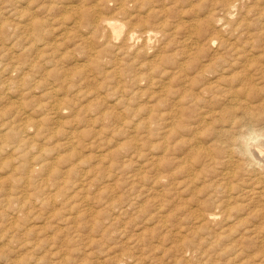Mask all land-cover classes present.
Instances as JSON below:
<instances>
[{
  "label": "bare ground",
  "instance_id": "obj_1",
  "mask_svg": "<svg viewBox=\"0 0 264 264\" xmlns=\"http://www.w3.org/2000/svg\"><path fill=\"white\" fill-rule=\"evenodd\" d=\"M34 1L38 2V3L40 2L39 4L37 3L39 10H43L44 12H47L49 14L51 12L53 15H55L56 12H58L59 10H62V9H65L66 11H68L69 13H67V14L68 15L70 14L71 16L70 17L66 16V17H69L68 18V23L70 22L69 26H71V28H73V29L69 28V31L71 30L70 32L80 30L82 26L88 25L89 33H91L92 35L97 33V35H100V37H102L103 34H105L104 37L106 36V40H104L102 43L106 42L105 43L106 47L109 46L110 44H112L111 42L114 39L121 38L123 45L121 46V48L115 47V49L117 51H120L121 54L123 52V51H121L122 49H124V50L125 49H132V47H134V45H135V42L141 41L142 45H144V46L148 45L150 40L157 37L158 34L161 35L163 38L164 37H167V38L169 37L168 39L172 38V40L175 39L177 34L178 35L183 34V36L181 35L182 38L177 36V37H179V40L176 41L177 42V48H178L177 53L182 58L179 61V63H177L178 61L177 62L174 61L175 63H177V66H176V70H177L176 72L177 73H175L176 76L173 75V77H171V79H172V82H173V80L176 82L175 85H177V87L175 86L176 88L174 90L170 89V93L172 95V97L170 96L172 98V107H171L172 110L170 109V112L172 111L171 113H169L170 107L168 108V112L165 111V113L164 112L161 113L160 112L161 110L158 109L159 107L157 109L155 108V110H158V112L155 115L150 113L151 108L149 110L147 109L148 115H146V118L144 119V117H145L144 116L142 118L143 119L142 122H139V121L136 122L141 127L140 129H143V130L139 131V129L138 130L136 129L137 128L136 126H138V125L134 124L135 122H134L133 116L125 117L126 115L122 114L123 111L118 112L115 110L116 112H114V110H113V112H111V111L106 112V111H104V109L102 110L100 108L101 110H98L99 112L93 113L92 110H90V108H89V110L92 113L90 115L91 119L89 121H91L92 123L107 121L108 123H110V124H108L109 126L112 124H115V123H117V125H119V126L125 125V127L130 128V131L132 129L131 133H133V134L130 136V138H132V140H134L138 135L143 136L145 134L144 132L149 131L148 129L153 130L152 129L153 127L149 128L151 126L150 125L151 123H155V124L159 125V127L157 129L160 130V132L158 134L159 138L161 139V141L163 140L161 144H163L164 142H167V141H165V139H167L165 137L167 135L171 134V132H170L169 134L166 135V131H163L164 128H166L167 126L173 125V128L175 127L174 129L175 130L178 129V131H179L181 129V128L179 129V126L181 127L184 124L187 126V128H185L184 132H183V134H186L189 137L187 140H186V138L184 139V141L186 140L187 144H184L186 142H183L180 139L178 140V137L181 138V136L183 135L181 133H180L181 135L179 134L180 131L179 132L174 131L172 133L173 135L171 134L172 137L174 136V138H175V139L173 138V140H175V141L178 140L177 142H181V143L183 142L184 146L187 147V150L186 149L184 150L183 155H181V154L175 155L174 154L175 156L173 158H171V160L166 159L164 161H161L163 167H161V164H159V160H158L159 157L156 158L155 156H151L150 158H147V160L142 161V163H139L137 165V168H135L136 169V175H135L136 178H135V181L130 183V189H133V191H135V189H138V187L140 189L141 187L144 186V185H142L140 187V185L142 184V180H143V175H144V174L142 175L143 172L158 171L159 166L162 169V168H164L165 165L167 166V168H168V166H170V168H171V166L172 167L174 166V168H171V169L169 168L170 170H168V169L166 170L167 171L166 175L169 174V171L174 172L177 168H179L178 171H175V172H178V174L186 172L185 173V178H186L185 181L186 180H187V182L189 181V184H190L191 181L193 182L194 179H196L195 178L196 173L194 174V172L192 171L193 167H191L194 165L195 161H192V160L197 159L196 160L197 162L203 161L204 165L206 164V166L210 168V170H209L210 173H212L211 169H213V170L217 169L216 171H213L214 174L212 173V178L210 176V179H209V180H211L209 183L210 184L209 189H211L212 194H211V196H209L210 197L209 199L206 200L205 199L206 197H205L204 201L203 200L201 201L209 209L213 206H215V207L212 210H208V211L206 210V211L200 212L195 217V219H196L195 221H197V223L203 225L204 222L208 223L207 221H209V222L215 221L217 219L218 212L222 213V211H221V208H223L222 206L228 205L229 202L232 200H233V204H234V201H237V200H242V201L244 200L248 203H251V201H253V200H259L256 203H260L261 201H264V180H261V177H259V176L258 177H255V176L251 177V175H249V176L245 175V177L248 176L247 178H245L242 175L243 173L246 174L247 172L249 173V172L257 171L259 169H264V161L261 163L259 161H256L253 158V157H255L257 159L260 158L261 161L264 159V140H262L261 142H257V143L252 142V144H251L250 140H252L255 136L248 137V138L241 136V133H243L241 128L244 127L245 125H241L239 123V121L236 119L235 112H233V110H237V109L240 110L241 109V112L244 113L245 115H247V114H251L253 110H258V109L261 110L264 108V90L260 91V86H258L256 88V85L258 84L256 81L259 80V83H261L260 80L264 79V43L262 44L260 42L261 44L258 43L259 45L257 46L256 44L250 45V43L247 42L246 44H240L241 46L240 45L237 46L236 44L234 45V44H230L228 42L227 43L218 42L213 37L214 34H216L218 32L219 28L224 27V25L227 24V22H229L232 10L235 9L238 4L240 6V3H238L239 2L238 0H224L222 2L220 0H217V1H220V3L217 2V4H219V8H216L217 4L215 5L213 2H210L211 0H208L207 2L211 3V5H209V7L207 6L208 10L206 11L205 19L201 20V18H203V17H201L199 20V19H195V17H193V18L190 17L191 20L189 22L187 21L188 29L186 31H183V32L179 31V25L180 24H170V23H175L176 21L171 22L169 20L168 21L169 23H168L167 20H160L162 17L161 12H165V11L161 10L160 7H159L160 10H158L156 8L157 6L155 7V5L152 4V2L154 3L157 0L156 1H153V0H114V2H116V5H115L116 7L114 8V11H116V12H115L114 16H112L111 14H110V16L103 15L102 13H104V12H99V8H97L99 2L100 3H103V2L106 3L108 0H97V2H93L91 4L89 3V5H84L83 2L80 0L79 1L82 3H79V1L77 0L76 4H72V1L68 0L64 5H63V3L65 2V0H44L45 3H41V1H43V0H0V35H1L0 36V218L2 220H5L8 222L7 228L9 231L16 232V233H23L24 235L34 234L36 232V230H35L36 226L33 227L32 225H24V226L20 225V222L23 219V215H25L26 213L32 212L35 209V210H37L38 215L41 217L43 215L45 207L47 206L49 201H53L54 203L58 202V201L59 202L63 201V195L64 194L66 195L67 191L62 192V190L67 189L72 184L71 182L73 181L74 178H72L71 175H74L75 170H76L75 166H74V162H73V164H71V166H67L68 168H66V166H65V168L67 170L64 169V171H63V170L59 169V167H61V166H59L60 162H61L60 160L62 159L61 157H59L60 156L59 153H57L59 150L58 149L59 147H57V145L55 146V149L57 147L58 150L56 149L57 151H56V153H54L55 149L48 147L49 146L48 141L50 138H51L50 140H53L54 137H58V136L63 134V130H61V127H63L62 118L68 116V115L64 116L66 113H69V112L70 113L72 112L73 114L75 113V109L77 107L76 106V100H77L76 97H77V94H80V93H78V90H76V93H74V95L69 96L70 93L68 92L69 93L68 95H66L67 94L66 93L64 96L60 97V94L61 95H63V94L59 92V90H61V89L58 88L59 87L58 83H55V82L58 81L59 78H61L64 75V73H62L61 71L56 69V65L53 62V60H51V62L49 61V63L50 64L52 63L51 66H54L55 69L52 68V70H51V68H50V70H49L48 67L47 68L45 67V65L48 63L47 62L48 59H47V61H44V59H41L43 57V55H41L42 54L41 51L38 52L40 49L42 50V48H39V49L35 48L34 49V48H32V46H29L26 44L28 41L25 43L24 42L18 43V42L10 41L11 39H8L7 35H6V34H8V31L10 30V32H12L14 34H20V36L23 35V37H26V39H24V40L30 39L32 41L33 40L41 41L44 39L43 37L45 35L43 36V33L46 32V27H45V26H47L46 23L47 22L50 23V21H48V20H51L54 17L48 18V17H50V15H49L48 17L45 16L43 18H38L35 15L34 11H32V9L30 10L32 5H30V8L28 7V4L33 3ZM158 1L160 2V0H158ZM178 1H180L181 9L189 8V10H190L189 12L194 13L196 11V10L193 11L194 7L197 6V4L200 7L202 4L201 2L206 1V0H177V2ZM213 1L215 2V0H213ZM23 2H25V3H23ZM114 2H111V3H114ZM163 2H164V0H163ZM257 2H255V3H257ZM60 3H61V6H59ZM109 3H110V1H109ZM23 4L24 5L26 4V5L23 6ZM157 4H159V3H156V5ZM244 4L245 3H243L242 5H244ZM160 5L161 4H159V6ZM165 5H167V3ZM172 6H174V5H172ZM210 6H212V7H210ZM34 7H35V5H34ZM103 7L106 8V6H104V4H103ZM112 7H114V5ZM161 7H163V6H161ZM174 7H176V6H174ZM249 7L250 6H248L247 8H249ZM259 7H257L256 10H259ZM108 8L109 7H107V10H108ZM138 8L139 9L145 8L144 15L137 14L136 11ZM261 8H262V6H261ZM130 9H131V11H130ZM132 9H133V11H132ZM177 9H178V7H177ZM205 9H206V7H205ZM245 9H244V11H245ZM251 9H252V7H251ZM65 10H62V11H65ZM101 11H102V9H101ZM220 11L222 12V14H221L222 16L218 15V12H220ZM234 11H233V13H234ZM261 11L262 12H264V11L260 10V13L262 15ZM238 12L240 14V11H237V13ZM258 12L259 11L255 12V13L258 14ZM5 13L10 17V19H8L6 17L3 18V15H5ZM38 13H40V12H38ZM62 13H65V12H62ZM181 13L179 12L180 15H181ZM252 13H253V11H252ZM186 14H187V12H186ZM40 15H42V14H40ZM53 15H51V16H53ZM119 15H122L123 18L122 17L121 18L116 17ZM173 15H175V14H173ZM173 15L171 16V18L174 17ZM246 15H247V13H246ZM167 16H168V14H167ZM252 16L250 15L249 17H252ZM62 17L63 16H61V18ZM56 18H58V16ZM168 18H170V14H169ZM188 18H189V16H188ZM197 18H198V16H197ZM241 18H242V16H241ZM254 18L256 19L257 17H254ZM254 18L252 19V21H256L258 19L257 18L256 20H254ZM174 19H176V18H174ZM180 19L181 18H179V20ZM232 19L234 21L231 20V22L232 23L234 22L233 25L235 26V19L236 18L235 19L232 18ZM245 21H246V19L243 22L245 23ZM62 22H61V24H62ZM231 22H229V23L232 24ZM236 23H238V22H236ZM244 23H242V24L244 25ZM257 23L258 22H256L254 25L259 28L261 24L258 25ZM248 24H250V23H248ZM251 24H253V23H251ZM230 27H233V26L230 25ZM240 28H241V26H240ZM61 29H62V27H61ZM238 29H239V27H238ZM252 30H253V32H251V34L254 33V29H252ZM240 31H242V29ZM70 32H68V34H67V32L64 29V32L60 33V35H63V36H61V39L66 41L65 39L67 37H69ZM100 32H101V34H99ZM197 32H199L198 35L196 34ZM247 32H246V34H248ZM221 33H223V32L221 31ZM227 33H230V35L232 34V32H227ZM71 34H73V33H71ZM82 34H84V33H82ZM206 34L208 37H206L205 40H201V38H199L200 41L198 39L196 41V39L194 38V35H197L198 37H202V36H205ZM9 35H10V33H9ZM48 35H50V34L47 33L46 37H48ZM76 35L70 36V38L74 41V39L78 37ZM261 35H262V32H261L260 36ZM226 36H228V35H226ZM251 36H253V34ZM11 37H13V36H11ZM15 37H16V35H15ZM88 37H87V39H88ZM84 38H81L80 40H82ZM161 38H160V40H161ZM217 38H219V37H217ZM247 38H248V36H247ZM261 38H262V36H261ZM46 39H48V38H46ZM87 39L85 38V40H87ZM168 39L165 38V40H168ZM234 39H236V38H234ZM234 39H233V41H234ZM99 40H100V38H99ZM156 40H157V38H156ZM262 40H264V39H262ZM64 41L62 43H64ZM77 41H78V38H77ZM158 41H159V38H158ZM241 41L239 40V42H241ZM257 41H258V39H257ZM69 42H71V41H68V44H70ZM161 42L162 41H160V43ZM256 42H253V43H256ZM262 42H264V41H262ZM35 43H38V41ZM41 43H43V42H41ZM50 43H51V40H50V42H46V43L44 42L43 45H44V47H46L45 45H50ZM73 43H77V42L74 41ZM73 43L71 45H73ZM102 43H100V44H102ZM244 43H245V41H244ZM58 44L56 42V45H58ZM82 44H83V41H82ZM200 44L202 46H200ZM51 45H53V44H51ZM51 45H50V47H51ZM61 45L62 44L58 45V47L59 46L61 47ZM142 45H141V47H142ZM153 45H152V47L154 48ZM90 46L92 47V45H90ZM94 46H96V45H94ZM98 46H100V45H98ZM114 46H115V44H114ZM170 46H171V44H170ZM54 47L56 48V46H54ZM88 47H89V44H88ZM152 47L150 48L151 50H153ZM204 47L206 50H208V54L204 55V59L200 61V59L199 60L197 59V58H199V57H197V55L199 53H201L202 51H204L203 49H201ZM81 48H82V46H81ZM172 48H174V47H172ZM60 49H64V46H63V48L61 47ZM95 49H96V47H95ZM98 49H100V48H98ZM104 49L106 50V48H104ZM108 49H107V51H108ZM143 49H141V50H143ZM219 49L222 50L223 53H219ZM49 50H50V48H49ZM82 50H80V51H82ZM156 50H157V48H156ZM171 50H174V49H171ZM92 51H94V50H92ZM109 51H108V54L110 53ZM111 52H113V51L111 50ZM165 52H167V50H165ZM90 53H92V52H90ZM134 53H135V51H134ZM55 54L58 55V53H56V51L54 52V55ZM95 54L93 53V55H90V54H88V55L95 58V60L93 61L94 64H99V60L97 61L98 56ZM116 54H118V53H116ZM152 54H150L151 58H152ZM178 54L176 56H178ZM202 54H204V53H202ZM79 55H81V54H79ZM105 55H107V54H105ZM112 55L113 54L110 53V55H109L110 57H108V58H111ZM154 55H155V53H154ZM156 55H158V54H156ZM194 56H196L197 58H193ZM55 57L53 56L52 58L54 59ZM138 57H141V56H137V58ZM142 57L144 58V56H142ZM99 58H101V57H99ZM132 58L134 59V57H132ZM178 58H180V57H178ZM67 59H65V60H67ZM152 59H154V57ZM78 60H79V58H78ZM129 60H128V62L130 63L131 60L130 61ZM148 60H149V58H148ZM189 60H193L190 62V64L193 65L191 67L188 66ZM115 61H114V63H115ZM118 61H116V62L119 63ZM120 61H121V59H120ZM142 61H143V59H142ZM142 61H141V63H142ZM88 62H89V60H88ZM109 62L110 61H108V64H109ZM121 62H124L125 66H126L125 60L121 61ZM144 62L145 61H143V63ZM169 62H171V60H169ZM62 63H64V62H62ZM141 63H139V64H141ZM150 63H152V62L150 61ZM58 64H59V62H58ZM75 64H77V62ZM85 64H86V62H85ZM104 64L106 65L105 61H104ZM167 64H166V68H169V66ZM105 65H104V67H105ZM112 65L113 64H111V66ZM145 65L146 64H144V67H145ZM170 65H172V63ZM95 66L96 65H94L93 67H95ZM130 66H132V64ZM130 66H128V67H130ZM102 67H100V68H102ZM119 67H120V65H119ZM133 67H134V65H133ZM192 67L195 68L193 70L194 75L192 73H190ZM106 68H108V67H106ZM121 68H124V67H121ZM80 69H83L82 72H84V67H82ZM80 69H78V70H80ZM114 69L116 70V67ZM117 69H118V67H117ZM126 69H128V68L126 67ZM133 69H135V68H133ZM133 69H132V73H133ZM159 69H160V71L162 70V68H159ZM169 69L175 70L174 68H169ZM78 70H77V72H78ZM94 70L96 71L95 68H94ZM99 70L101 71V69H99ZM150 70H152V68ZM123 71H125V70H123ZM187 71H189V72H187ZM93 72L94 71H92V74H94ZM129 72H131V71H129ZM136 72H139V71H136ZM143 72H145V71H143ZM152 72H154V70ZM183 72H187V74H183ZM97 73H99V72H97ZM97 73H96V75H97ZM121 73H123L122 75H125V73H127V72L116 73L113 76L115 79L112 78L114 80V86H113L114 95L115 94L117 95L116 96V99H117L116 102H118V103H121L120 102L121 100H123L125 102L128 100H132L133 98L131 95L134 94V92L131 88L130 89L131 91H129L130 92L129 95L126 96V98L121 99L123 97V94L126 93L125 92L126 87H125V85H123L121 83L122 77H124L121 75ZM188 73H190L192 76L189 75ZM75 74H77V73H75ZM106 74L109 75V74H111V72L109 74L107 72ZM113 74H114V72H113ZM146 74H147V72L144 73V75H146ZM157 74H159V73H157ZM50 75H52L54 77V79H53L54 81L49 80ZM71 75L73 76V74H71ZM71 75L69 76L68 74L67 75L65 74L63 77L65 80H68L70 77V81H71V78L73 79V77H74V76L72 77ZM101 75H102V73H101ZM148 75H149V73H148ZM150 75H152V74H150ZM77 76H78V74H77ZM98 76H99V74H98ZM126 76H128V78H129L130 73H129V75H126ZM126 76H125V81L126 82L129 81L130 83L133 84L134 87L136 85H140L141 83H143L145 81L150 82V84L153 85V82L151 81V79L147 78L146 76L144 77L143 75H140V74L136 75L135 74L133 76L131 75V78H129V79ZM110 77H112V75ZM154 77H155V74H154ZM169 77H167V78H169ZM87 78H88L87 75H85L83 73L82 74L79 73V76H78L79 84H81ZM156 78H159V77H156ZM112 79H110V81ZM160 79H161V77H160ZM99 80H100V78H99ZM103 81H104V79H103ZM105 82H107V81H105ZM157 82H160V81H157ZM70 83L72 84V81ZM166 83H168V81H166ZM56 84L58 87H56ZM96 85H97V83H96ZM145 85H146V83H145ZM156 85L159 86L158 89L160 90L161 93L165 92L167 89L169 90V88L167 86L163 85V82H162V84L157 83ZM60 86H61V84H60ZM76 86H77V84H76ZM263 86H264V84H263ZM79 87H81V86H79ZM142 87H144V86L142 85L141 88ZM145 88H147V87H145ZM77 89H78V87H77ZM82 89L85 90L84 88H82ZM151 89H152V87H151ZM262 89H263V87H262ZM168 90L166 92H169ZM103 91L105 92L104 89H103ZM165 94H167V96H168V93H165ZM87 95H88V93H85V92L82 93V97H87ZM101 95H103V94L101 93ZM143 95H145V93ZM149 96H150V94H149ZM156 96H157L156 94L153 96V97H155V100H156ZM98 97H100V95ZM137 97H136V100H137ZM143 97L144 96H142V98ZM92 98H94V97H92ZM102 98H104V97H102ZM142 98H140V99H142ZM167 98L169 99V97H167ZM140 99L137 102L141 101ZM148 99H149V97H148ZM149 100H151V99H149ZM161 100H162V98H161ZM96 101H98V100H96ZM112 101L113 100H111V102ZM153 101H154V99L150 102L152 103ZM105 102H107V101H105ZM133 102L135 103L136 101H133ZM142 102H143V100L141 101V103ZM145 102H143V103H145ZM170 102H171V100L169 101V103ZM124 103L122 102L121 105H125ZM158 104H160V103H157V105ZM91 105L93 106L94 104H92V102H91ZM99 105H101V103ZM105 105H106V103H105ZM152 105H154V104H152ZM97 106L98 105H96L95 107H97ZM149 107H151V106H149ZM124 108H126V105ZM129 108H131V107L129 106ZM133 108H135V107L133 106ZM112 109H114V106ZM136 109H137V106H136ZM164 109H166V108L164 107ZM80 110H81V112H83L82 109H80ZM123 110L127 111L128 108L123 109ZM139 110H142V109H139ZM139 110H138V112H141ZM131 111L129 109V112H131ZM134 111H135V109H134ZM143 111H142V113H143ZM153 112H155V111L153 110ZM260 112L264 113V110H261ZM185 113H187V115ZM133 115H135V114H133ZM78 116H81V115L78 114ZM184 116L190 122L184 121L183 120ZM78 118H76V119H78ZM209 119H211L215 123H217L218 120H221V122H223V123L220 126L218 125V127L213 126L214 125L213 124L212 126L214 128L213 127L212 128H210V127L205 128L204 125L208 124L207 121ZM250 119L251 118H248V120H250ZM86 120H87V118H86ZM81 121H83V120H81ZM140 121H141V119H140ZM161 122H164V123H161ZM129 124H132V125L128 126ZM202 124H204V125H202ZM67 125H68V123H67ZM148 125H150V126L148 127ZM67 128H68V126H67ZM234 128H235V130H233ZM102 129L100 131L104 132L105 129L104 130H102ZM182 129H183V126H182ZM247 130H248V132L251 131L250 128H247ZM72 131L73 130H71V132ZM161 131H163V133ZM169 131H171V128ZM203 131L204 132L209 131V136H212L211 139L206 140L205 138H203L204 137ZM71 132L70 133L65 132L63 137L61 138L62 140L60 139L61 141L58 140L59 138L57 139L58 141H60V143L56 140V142H58L56 144H59V146H62L63 148L67 149L66 151L72 150L71 152H75L73 150V148L75 147V144L78 142V139H77V136L74 134L75 132L74 131H73V133H71ZM110 134H113V133L111 132ZM152 134L153 133H151V135ZM108 135H109V133H108ZM155 135H157L156 132H155ZM172 137H171V141H172ZM168 140L170 141V139H168ZM172 142H174V141H172ZM207 143H209L208 146H205V144H207ZM51 145L52 144H50V146ZM173 145H174V143H173ZM173 145H172V147H173ZM134 146H135V151L142 149L138 143H135ZM159 147H160V149L162 148L161 146H159ZM163 147H164V150L166 148H168L166 144H163ZM172 147H170V148H172ZM160 149H158V150L160 151ZM62 150L60 149V153ZM172 150H173V148H172ZM171 152L173 153L175 151H171ZM161 153L164 154L163 151ZM172 153H171V155H172ZM63 154H65V153L63 152L62 155ZM139 154H140V152H139ZM239 155L242 156L243 158H246V159L251 158L248 161L249 162V164H248L249 168L245 167V165L243 164L245 169L244 168L240 169L239 162L237 161ZM74 156L75 155L73 153L68 154V156L67 157L65 156L66 158H63L64 160H62V161H66L70 165L69 162H71L70 160H72ZM103 157H104V155H101V154L99 155L100 159ZM164 157H166V156H163V158H161V159L163 160ZM261 158H263V159H261ZM61 165H63V164H61ZM196 165L198 167V164H196ZM196 165H194L195 168H196ZM146 168H149L150 170H145ZM62 169H63V167H62ZM175 172H174V174H175ZM65 173H67V176L63 177V175ZM161 173L162 172H160V174ZM164 173H165V171H164ZM209 175H211V174H209ZM237 175L243 179H241V180L239 179L240 183H238V181L236 180L237 184L239 185V187H236V191L234 189H227V190H224L223 192H221L220 181L235 180L234 178ZM257 175H258V173H257ZM161 176L162 175H160L159 180H161ZM202 177L204 180L205 179L204 175ZM167 178H168V176H167ZM206 178H208V177H206ZM209 180H207V181L209 182ZM93 181L94 180L91 177H87V178L82 177V178L77 179L73 182L74 185L72 187H73V189H77L76 191L78 192V200L80 201V202L79 201L78 202L81 204H79L77 206L75 205V208L72 205L70 207V210L76 211L75 213L77 214V216L81 217V218L79 217L80 221L84 219L83 216L85 217L86 213H88L87 216H89L90 218L91 217L96 218V216H97L98 220L97 219L94 220L92 218L93 221H99L100 220V217H98V213H97L98 211L97 210H96L97 214L95 215V214L91 213L90 211L87 212V209L85 207V206H87L85 202H87V200H88V196H89L88 194H89V191L92 187ZM157 181H156V183H157ZM150 184H152V183H150ZM149 187L151 188V186H149ZM50 188L55 190V192L54 193L52 192V194L50 193V195H47L46 191H49ZM152 188H153V185H152ZM207 188H208V186H207ZM158 189H159V187H158ZM147 192H150V191L148 190ZM154 192H156V189ZM161 192H162V190H161ZM94 193L96 194V191ZM156 194H158V193H156ZM219 194H224V195L219 198L218 197ZM65 195H64V198L68 196V195H66V196ZM138 195H139V193H138ZM119 197H121V196H119ZM136 197H139V196H137V194L135 193L134 196H132V199L136 200L135 199ZM217 197H218V199L216 200ZM140 198H141V196H140ZM118 199H116V200H118ZM140 200L141 199H139V201ZM121 202H122V200H121ZM130 202H132V201H130ZM130 202H125V204L129 203V205L131 206V204L134 203V202L133 203H130ZM58 204H61V203H58ZM121 204H124V203H121ZM134 204H136V203H134ZM240 204H242V203H240ZM260 204L262 205L263 202ZM260 204H258V205H260ZM108 205H107V209H111L112 205H110V204H108ZM154 205H155V203H154ZM157 205H158L157 210L159 212L162 211L161 210L162 206H160V204H157ZM116 206H118V205H116ZM140 208H141V205H140ZM216 208L220 209V210H218V212H216V210H217ZM136 209L139 210V206H137ZM262 210H264V209H262ZM92 211H93V209H92ZM104 211H105V209H104ZM107 211H109V210H107ZM131 211H130V213H133ZM238 211H239V209H236L235 213L239 214ZM110 212H111V210H110ZM110 212H108V213L110 214ZM118 212H119V209H118ZM120 212L124 213V210L120 209ZM229 212L230 211H227V213L224 214V216H222V218H223L222 220H224V222H226L227 220L229 221L230 216H233L231 214L232 212L231 213H229ZM105 213H106V211H105ZM140 213H141V211H140ZM263 213L264 212H261L259 215H262L261 217L264 218ZM71 214H72V212H71ZM71 214H70V216H71ZM159 214L160 213H158V215ZM240 214H241V212H240ZM53 215H55V214H52V216ZM144 215H145V213H144ZM161 215H162V213H161ZM234 215H236V214H234ZM70 216H69V218H70ZM101 216L102 217L104 216V219H105L106 215L103 214ZM154 216H155V214H154ZM54 217L56 218V216H54ZM66 217L62 216L61 218L62 219L65 218V220H68L69 218L66 219ZM89 217H87V218H89ZM119 217H121V216H119ZM241 217H243V216H240V218ZM258 217H260V216H258ZM46 218L47 217H43V222H44V220H46ZM112 218L113 217H111V219ZM133 218H134V216H133ZM162 218H164V217H162ZM76 219H78V218H76ZM108 219H110V218H108ZM153 219H154V217H153ZM258 219H260V218H258ZM70 220H71V218H70ZM72 220H74V218ZM84 220H86V218ZM114 220H115V218H114ZM238 220H240V219H238ZM62 221H64V220H62ZM78 221H79V219H78ZM102 221L104 222L103 219H102ZM43 222H41V223H43ZM64 222L67 223V221H64ZM111 222H113V221H111ZM114 222H116V221H114ZM163 223H165V221ZM60 224H61V222H60ZM69 224H72V222L70 221ZM79 224H81V223H79ZM90 224L88 222L87 225L90 226ZM95 224H96V222L94 223V226H95ZM98 224H100V223L97 222V225ZM40 225H42V224H40ZM40 225H38V226H40ZM75 225H76V223H75ZM40 228H41V226H40ZM66 228H69V225H68V227H67V224H66V227L64 225V229H66ZM87 228H90V227H87ZM38 229H39V227H38ZM61 229H63V228H61ZM64 229H63V231H64ZM72 229H74V228H72ZM77 229H75V230H77ZM91 230L93 232L92 228H91ZM106 230H105V232H106ZM0 231H2V230H0ZM63 231H62V233H63ZM67 232H68V230H67ZM71 232H73V231H71ZM107 233H108V231H107ZM89 234H91V233L89 232ZM100 234H103V233H100ZM75 237L78 238V235ZM75 237H74V239H75ZM92 242H93V240H92ZM95 242L97 243V241H95ZM32 248H33V246H32ZM136 248H137V246H136ZM59 257H61V256H59ZM62 258L63 257H61L57 261H54V264H64L65 259H62ZM123 260H125V259H123ZM69 262H67V263L69 264ZM120 262H122V260H117L116 263H120Z\"/></svg>",
  "mask_w": 264,
  "mask_h": 264
},
{
  "label": "rangeland",
  "instance_id": "obj_2",
  "mask_svg": "<svg viewBox=\"0 0 264 264\" xmlns=\"http://www.w3.org/2000/svg\"><path fill=\"white\" fill-rule=\"evenodd\" d=\"M67 1L68 0H65L63 5ZM71 1H72V4L77 3V0H71ZM80 1H82L84 5H89V3L91 4L93 2H97V0H80ZM80 1H79V3H82ZM109 1H110V3H109ZM153 1H156V0H153ZM207 1L208 0L201 2L202 3L200 6L201 8L197 4V6H195L193 9V11L196 10L197 12L195 11L194 13L189 12L190 11L189 8L181 9L180 1L177 2V0H173V1L172 0L171 1L170 0H164V2H163V0L162 1L160 0V2L157 0L154 3L152 2V4H154L155 7L157 6L156 8L158 10H160L159 9V7H160L161 10L165 11V12H161L162 17L160 20H167V22L169 20L171 22H175V21L177 22L178 21L177 23L175 22V23H170V24H180L179 25V31L183 32V31H186L188 29L187 21L189 22L191 20V18L195 17V19L200 20V18L203 17V18H201V20L205 19L206 11L208 10L209 5H211V3L207 2ZM220 1L222 2L224 0H220ZM220 1L215 0V2H214L213 0H211L210 2H213L216 5L217 2L220 3ZM238 1H239L238 3H240V6L238 4L237 5L238 7L236 6V8L232 10V13H231L230 19H229V22H231V20L234 21L232 18H234V19L236 18L235 19V26L233 25L234 22L233 23L231 22L232 24L227 22L228 25L225 24L224 27L219 28L218 32L216 34H214L213 37L218 42H223V43L228 42L230 44H234V45L236 44L237 46H239L240 44H246L247 42L250 43V45L256 44L257 46L259 45L258 43H260V42L263 44L264 42H262V41H264V40H262V39H264V33H263L264 32L263 31L264 30V26H263L264 25V20H263L264 19V17H263L264 12L261 11L262 12V15H261L260 10L264 11V9H263L264 8V6H263L264 1L263 0H254V1L253 0H238ZM111 2H114V0H108L106 2L107 4L105 2H103V3L99 2L98 6H97V8H99V12H104L102 14L106 15V16H110V14L112 16H114L115 12H116V11H114V8L116 7L115 6L116 2H114V3H111ZM255 2H257V3H255ZM23 3H25V2H23ZM37 3L38 2H35V1L33 3H29L28 7L30 8V5H32L30 10L32 9V11H34L35 15L38 18H43L45 16L48 17L49 15H50V17H48V18L54 17L51 20H48V21H50V23L47 22L46 23L47 26H45L46 32L50 35H48V37H46L47 33L44 32L43 33V36L45 35L43 37L44 39L41 41L37 40L38 43H35V42H37L36 40H33V41L30 39L24 40V39H26V37H23V35L20 36V34H14V33L10 32V30L8 31V34H6V35H7L8 39H11L10 41L18 42V43H21V42L25 43L28 41L26 44L29 46H32V48H34V49L35 48L36 49L42 48V50L40 49L38 52L41 51V53H42L41 55H43V57L41 59H44V61H47V59H48V61H47L48 63L47 64L45 63L46 64L45 67L46 68L48 67L49 70H50V68H51V70H52V68L55 69L54 66H51L52 63L51 64L49 63V61L51 62V60H53V62L56 65V69L61 71L62 73H64V75L68 74L70 76L71 74H73L74 77L71 75L73 77V79L71 78L72 84L70 83L71 82L70 77L68 80H65L63 77L64 75L62 76L63 78L62 77L59 78V80L56 81L55 83H58L59 87L57 86V84H56V87H58L59 89L62 90V91L59 90V92L63 94V95H61L59 93L60 97L64 96L66 93H67L66 95H68L70 93L69 96L74 95V93H76V90H78V93H80V94H77V97H76L77 98V100H76V106L77 107L75 109V113L73 114L71 112L72 113L71 114L69 112V113H66L64 115V116H66V115H68V116L62 118L63 127H61V130H63V134L58 136V137H54V138L52 137L53 140H50L51 139L50 138L48 141V143H49L48 147L54 148V149H55L56 145H57V147H59L58 148L59 150L57 149V147H56V149L58 150L57 153H59V155H60L59 157L62 158L60 160L61 162L59 165V166H61V167H59L60 170H63V171H64V169L67 170L66 169V168H68L67 166H71V164H73V162H74V166H75L76 170H75L74 175H71L72 178H74L73 181L71 182L72 184L67 189L62 190V192L67 191L66 195H68L65 198H64L65 194L63 195V201H61V202L58 201L55 203L53 201H49L50 203L48 202L47 206L45 207L44 213L41 217L38 215L37 210H35V209H34V211L26 213L25 215H23V219L21 220L20 225L21 226L32 225L33 227L36 226V228H35L36 232L34 234L24 235L23 233L11 232L7 228L8 222L5 220H2L0 218V230H2V231H0V264H52V263L54 264V261L59 260L61 257H63L62 259H65L64 264H68L67 262H69V261H70L69 264H264V218L261 217L262 215H259L261 212H264V210H262V209H264V205H263L264 201L260 202V203L263 202V204L261 205L260 203H256L259 200H253V201H251V203H248L244 200H243L244 202L242 200H237V201H234V204H233V200H232L229 202L228 205L222 206L223 207V208H221L222 213L218 212V210H220V209L216 208L217 209L216 212H218V216H217V219L215 221H211V222L207 221L208 223L204 222L203 225H201V224L197 223V221H195L196 220L195 217L200 212H203L206 210L207 211L212 210L215 207V206H213L209 209L208 207H206L203 204V202H201L202 200L204 201L205 197H206L205 198L206 200L210 198L209 196H211L212 191H211V189H209V185H210L209 183L211 181L209 179H210V176L212 178V173L214 174L213 171L217 170V169L216 170L211 169L212 173H210L209 172L210 168L207 167L206 164L204 165L203 161L197 162L196 161L197 159L192 160V161H195L194 165L198 164V167H197V165H196V168L194 167V165L191 166V167H193L192 171L194 172V174L196 173L195 174L196 179H194L193 182L191 181L190 184H189V181L188 182H187V180L185 181V179H186L185 173L186 172L179 173V174H178V172H175V171H178L179 168H177L174 171L176 175L174 174L173 171H169V174L166 175V173H167L166 170L167 169L170 170L171 168H174V166L173 167L171 166V168H170V166H168V168H167V166L165 165L164 168H162V169L159 166L158 171H152L151 170L152 172H150V171L143 172L142 175L143 174L144 175H143V180H142V184L140 185V187L142 185H144V186L141 187L140 189L138 187V189H135V191H133V189H130V183L135 181V178H136V176H135L136 175V169L135 168H137V165L139 163H142V161L147 160V158H150L151 156H155L156 158L159 157L158 158L159 164H161V167H163L161 161H164L166 159L171 160V158H173L175 155H178V154L183 155L184 150L185 149L187 150V147L184 146V144H187L186 140L189 138L186 134H183L184 129L187 128V126L185 124L182 125L183 129H182V126L181 127L179 126V129L180 128L182 129V130L181 129L179 130L180 132L178 131V129L175 130L174 129L175 127L173 128V125L167 126L166 128L163 129V131H166V135L169 134L170 132L172 134L174 131L179 132V134L180 133L183 134L181 136V138L178 137V140L180 139L181 141L186 142L183 144V142L181 143V142H177L178 140L177 141L173 140V138H174V136L172 137L173 134L172 135L169 134L167 136L165 135L166 136L165 138H167V139H165V141H167V142H164L163 144H166L168 148H166L164 150L163 144H161L163 140L161 141V139L159 138V135H158L160 132V130L157 129L159 127V125H157L155 123H151L150 124L151 126L148 125V127L150 126L149 128L153 127L152 128L153 130L148 129L149 131L144 132L145 134L144 135L142 134L143 136L138 135L134 140H132V138H130V136L133 134V133H131L132 129L130 131V128L125 127V125L119 126V125H117V123H115V124H112L109 126L108 124H110V123H108L107 121L95 122V123H92L91 121H89L91 119L90 115L92 114L90 110H92L93 113L99 112L98 110H101V109L102 110L104 109V111H106V112H110V111L113 112V110H114V112H116V111L122 112L123 111L122 114H125L126 115L125 117L133 116V119L135 122L134 124L138 125V126H136L137 128L136 127L135 128L137 130L139 129V131H141L143 129H140L141 127L136 122H138V121L142 122L143 121L142 118L144 116H145L144 119L146 118V115H148V110L150 108H151L150 113L153 115H155L158 112V110H155V108L157 109L158 107H159L158 109L161 110L160 111L161 113H163V112L165 113V111L168 112V108L170 107L169 113H171L172 111L170 112V109L172 110V108H171L172 107V98H171L172 95L170 93V89L174 90L177 87V85H175L176 82L174 80L172 82L171 77H173V75H175V73H177L176 72L177 71L176 66H177V63H179V61L182 58L177 53L178 48H177V42L176 41L179 40V37L182 38L183 34H179V35L177 34V36H179V37L176 36L175 39H173V40H172V38L168 39L169 37L163 38L161 35L158 34L157 37L150 40L148 45H146V46L142 45L141 41L135 42V45H134V47H132V49H125V50L122 49L121 51H123V52L121 54L120 51H117L115 49V47L121 48V46L123 45L121 38L114 39L111 42L112 44H110L109 46L106 47L105 46L106 42L102 43L104 40H106V36L104 37L105 34H103L102 37H100V35H97V33L92 35L91 33H89L88 25L82 26L80 30L70 32L71 30L69 31V28L70 29H73V28H71V26H69L70 22L68 23V18L71 16L70 14L69 15L67 14V13H69L68 11H66L65 9H62L65 11L59 10L58 12L55 13V15H56L55 16L51 12L49 14L47 12H44L43 10H39L37 5L40 2L38 4ZM41 3H45V1L43 0V1H41ZM156 3H159L161 5L160 6H159V4L156 5ZM166 3H167V5H165ZM243 3H245V4L242 5ZM103 4H104V6H106V8L103 7ZM112 4L114 5V7H112L113 6ZM25 5L23 4V6H25ZM34 5H35V7H34ZM172 5H174L176 7H174ZM245 5L247 7L248 6H250V7L247 8ZM59 6H61V3ZM161 6H163L164 8ZM261 6H262V8H261ZM107 7H109L108 10H107ZM177 7H178V9H177ZM205 7H206V9H205ZM210 7H212V6H210ZM251 7H252V9H251ZM257 7H259V10H256ZM100 8L102 9V11ZM216 8H219V4H217ZM244 9H245V11H244ZM104 10L105 11L107 10L108 12L107 11L106 12L109 15ZM61 11L65 12V13H62ZM130 11H131V9H130ZM132 11H133V9H132ZM178 11L180 13L182 12L183 14L181 13V15H180ZM233 11H234V13H233ZM237 11H240V14H239V12L237 13ZM252 11H253V13H252ZM257 11H259L258 14L255 13ZM38 12H40V13H38ZM136 12L139 15H144L145 8H143V9L138 8ZM186 12H187V14H186ZM246 13H247V15H246ZM40 14H42V15H40ZM167 14H168V16H167ZM169 14H170V18H168ZM171 14L172 15L175 14V15H173L174 17H172L173 19L171 18V16H172ZM221 14H222L221 11L218 12V15H221ZM51 15H53V16H51ZM250 15L251 16L253 15L252 16L253 18L257 17L258 19L257 18L256 19L258 21L255 18H254V20H256V21H252L253 18L249 17ZM57 16L59 19L56 18ZM61 16H63L62 17L63 19L61 18ZM66 16H69V17H66ZM188 16H189V18H188ZM197 16H198V18H197ZM241 16H242V18H241ZM4 17L10 19V17L6 13H5V15H3V18ZM116 17L121 18L122 15H119ZM174 18H176V19H174ZM179 18H181V19L179 20ZM245 19H246V21L244 23L243 21ZM61 22H62V24H61ZM236 22H238V23H236ZM256 22H258L257 23L258 25L261 24L259 28L254 25ZM242 23H244V25ZM248 23H250V24H248ZM251 23H253V24H251ZM229 24L231 26H233L234 28L230 27ZM240 26H241V28H240ZM61 27H62V29L65 27L64 29L67 32V34H68V32H70L69 37H67L65 39L66 41L61 39V36H63V35H60V33L64 32V29L62 30ZM238 27H239V29H238ZM241 29L244 33L242 31H240ZM247 29L248 30L250 29L249 30L250 32ZM252 29H254V33H252L253 36H251L252 35L251 32H253ZM221 31L223 33H221ZM227 32H232V34L230 35V33H227ZM246 32L248 34H246ZM261 32H262V35H261L262 38L260 36ZM9 33H10V35H9ZM71 33H73V34H71ZM82 33H84V34H82ZM99 34H101V32ZM196 34L198 35L199 32H197ZM225 34L228 35L229 37L226 36ZM245 34L248 36V38ZM15 35H16V37H15ZM73 35L78 36L77 37L78 41H77V38L74 39V41L77 43H73L74 41L70 38V36H73ZM197 35H194V38L196 39V41H197V39L199 40V38H201V40H205V38L208 37L207 34L205 36L201 35L202 37H198ZM11 36H13V37H11ZM84 37L86 39L88 37V39L85 40ZM217 37H219V38H217ZM233 37L236 39H234ZM46 38H48V39H46ZM81 38H84V39L80 40ZM99 38H100V40H99ZM156 38H157V40H156ZM158 38H159V41H158ZM160 38H161V40H160ZM165 38L168 40H165ZM233 39H234V41H233ZM257 39H258V41H257ZM50 40H51L50 45L51 44H53V45H51V47H50V45H45L46 47H44V45H43L44 42L45 43L50 42ZM67 40L71 41V42H69L70 44H68ZM239 40L240 41L242 40L241 41L242 43L239 42ZM63 41H64V43H62ZM82 41H83V44H82ZM160 41H162V42L160 43ZM244 41H245V43H244ZM41 42H43V43H41ZM56 42H57V44L59 43L58 45L62 44L61 47L63 48V46H64V49H60L61 47L60 46L58 47V45H56ZM253 42H256V43H253ZM72 43H73V45H71ZM100 43H102V44H100ZM88 44H89V47H88ZM114 44H115V46H114ZM170 44H171V46H170ZM90 45H92V47ZM94 45H96V46H94ZM98 45H100V46H98ZM141 45H142V47H141ZM152 45L154 46L155 49L152 47ZM54 46H56V48ZM81 46H82V48H81ZM200 46H202V45L200 44ZM95 47H96V49H95ZM151 47L153 48V50L150 49ZM172 47H174V48H172ZM49 48H50V50H49ZM98 48H100V49H98ZM104 48H106V50ZM156 48L158 51L156 50ZM107 49H108V51L110 50L109 52L111 54H113L115 57L112 55L111 58H108V57H110L109 56L110 53L108 54ZM141 49H143L144 51ZM171 49H174V50H171ZM201 49H203L204 51H202L201 53H199L197 55V57H199V58H197L196 56H194L193 58H197L198 60L200 59V61L204 59V55L208 54V50H206L205 47L201 48ZM80 50H82V51H80ZM92 50H94V51H92ZM111 50L113 52H111ZM133 50L135 51V53ZM165 50H167V52H165ZM55 51H56V53H58V55L57 54L54 55ZM152 51L155 53V55L156 54H158V55L155 56ZM90 52H92V53H90ZM93 53L94 54L96 53L95 55L98 56L97 61L99 60L100 65L94 64L93 61L95 60V58L90 56V55H93ZM116 53H118V54H116ZM202 53H204V54H202ZM219 53H223L222 50L219 49ZM79 54H81V55H79ZM88 54H90V55H88ZM105 54H107V55H105ZM150 54H152V58L154 57V59L151 58ZM177 54H178V56H176ZM53 56L54 57L56 56V57L53 59L52 58ZM103 56L104 57L106 56V57L104 58ZM137 56H141V57L144 56V58L143 57L137 58ZM99 57H101L102 59ZM132 57H134V59ZM178 57H180V58H178ZM78 58H79V60H78ZM119 58L121 59V61L125 60L126 66H125V63L121 62ZM148 58H149V60H148ZM65 59H67L69 62ZM142 59H143V61H145L144 63H143ZM88 60H89V62H88ZM115 60L116 61L119 60L118 61L119 63H117ZM128 60L130 61L132 66H130L131 64L128 62ZM169 60H171V62H169ZM104 61L106 62V65L104 64ZM108 61H110L111 63L109 62V64H108ZM114 61H115V63H114ZM141 61H142V63H141ZM150 61L152 63H150ZM174 61L175 62L178 61V62L175 63ZM191 61H193V60H189V64H188V66H190V67L193 66L190 64ZM58 62H59V64H58ZM62 62H64V63H62ZM76 62H77V64H75ZM85 62H86V64H85ZM139 63H141V64H139ZM165 63L169 66V68H174L175 70L166 68ZM171 63H172V65H170ZM79 64L82 67H84V72H82L83 69H80L82 67ZM111 64H113V65L111 66ZM144 64H146L145 67H144ZM94 65H96V66L93 67ZM98 65L100 67H102V66L104 67V65H105V67L100 68ZM119 65H120V67H119ZM127 65L130 67H128ZM133 65H134V67H133ZM106 67H108V68H106ZM115 67H116V70L114 69ZM117 67H118V69H117ZM121 67H124V68H121ZM126 67L128 69H126ZM194 67H192V69L190 68L191 69L190 73H192V74H193V70L195 69ZM94 68L96 69V71L94 70ZM133 68H135L136 70ZM151 68H152V70H150ZM159 68H162V70L160 71ZM78 69H80V70H78ZM97 69L98 70L101 69V71L100 70L98 71ZM132 69H133V73H132ZM77 70H78V72H77ZM123 70H125V71H123ZM128 70L131 72H129ZM153 70H154V72L155 71L156 72L155 73L152 72ZM92 71H94L93 72L94 74H92ZM109 71L111 72V74H109L110 73ZM136 71H139V72H136ZM143 71L147 72V74L144 75L145 72H143ZM97 72H99V73H97ZM107 72L109 75L106 74ZM113 72H114V74H113ZM119 72H124V73L127 72V73H125V75H122L123 73H121V75L124 76V77H122L121 83L123 85H125V87H126V90H125L126 93L123 94V97L121 99H124V98H126V96L129 95V93H130L129 91H131L130 90L131 88L134 92V94L131 95L133 98L132 100H128L126 102L123 100L120 101L121 103L125 102L124 104L126 105V108H124L125 105H121V103L116 102L117 101V99H116L117 95L116 94L114 95V90H113L114 89L113 88V86H114V80L113 79H115L113 76ZM187 72H189V71H187ZM187 72H183V74H187ZM75 73H77L78 76H79V73H81V74L83 73V74L87 75L88 78L86 80H84L85 82L83 81L81 84H79L78 76ZM96 73H97V75H96ZM101 73H102V75H101ZM129 73H130L129 78H131V75L133 76L135 74L136 75L140 74V75H143L144 77L146 76L147 78L151 79V81L153 82V85L150 84V82L145 81V82L140 84L141 86L143 85L144 87L141 88L140 85H136L135 86L136 88H135L132 83H130L129 81L128 82L125 81V76L129 75ZM148 73H149V75H148ZM157 73H159V74H157ZM190 73H188V74L191 75ZM98 74L100 77L98 76ZM150 74H152V75H150ZM154 74H155V77H154ZM111 75H112V77H110ZM126 77L128 78V76H126ZM156 77H159V78H156ZM160 77H161V79H160ZM167 77H169V78H167ZM99 78H100V80H99ZM53 79H54V77L52 75H50L49 80L54 81ZM103 79H104V81H103ZM110 79H112V80L110 81ZM105 81H107L108 83ZM157 81H160V82H157ZM166 81H168V83H166ZM162 82H163V85H165L169 88V90L167 89L169 92H166L167 90L165 92H162V93L160 92V90L158 89L159 86L156 84L157 83L162 84ZM256 82L258 83L256 85V88L258 86H260V91L264 90V86H263L264 79L260 80L261 83H259V80ZM96 83H97V85H96ZM145 83H146V85H145ZM60 84H61V86H60ZM76 84H77V86H76ZM78 85L81 87H79ZM77 87H78V89H77ZM145 87H147V88H145ZM151 87H152V89H151ZM262 87H263V89H262ZM82 88H84L85 90H83ZM103 89L105 90V92L103 91ZM83 91L85 93H88L87 97H82V93H84ZM101 93L103 95H101ZM144 93H145V95H143ZM165 93H168V96ZM149 94H150V96H149ZM155 94L157 95L156 96L157 101L155 100V97H153ZM99 95H100V97H98ZM101 96L104 98H102ZM135 96L136 97L138 96L137 100H136ZM142 96H144V97L142 98ZM92 97H94V98H92ZM148 97L151 100H149ZM167 97H169V99ZM138 98L139 99L142 98L140 100L141 101L143 100V102H145V101L146 102L141 103V101H139L141 103L140 104L139 102H137L139 100ZM161 98H162V100H161ZM153 99H154V101L151 103L150 101H152ZM96 100H98L99 102ZM111 100H113V101L111 102ZM170 100H171V102L169 103ZM105 101H107V102H105ZM133 101H136V102L134 103ZM162 101L164 103L165 102L166 103L164 104ZM91 102H92V104H94L93 106L91 105ZM100 103H101V105H99ZM105 103H106V105H105ZM157 103H160V104L157 105ZM152 104H154V105H152ZM96 105H98V106L95 107ZM113 106H114V109H112ZM129 106L132 109L129 108ZM133 106L135 108H133ZM136 106H137V109H136ZM149 106H151V107H149ZM164 107L166 109H164ZM89 108H90V110H89ZM127 108H128L127 111L123 110V109H127ZM80 109H82L83 112H81ZM129 109H130V111L131 110L132 111L129 112ZM134 109H135V111H134ZM139 109H142V110H139ZM138 110L141 112H138ZM153 110L155 112H153ZM261 110H264V108ZM261 110L260 109L253 110L251 114H247V115L242 113L241 109L240 110L239 109L233 110V112H235L236 119L239 121V123L241 125H245L244 127L241 128L243 131V133H241V136H243L245 138L255 136L252 140H250L251 144H252V142L257 143V142H261L262 140H264V113L260 112ZM142 111H143V113H142ZM139 113L140 114L142 113L141 114L142 116ZM78 114L81 116H78ZM133 114H135V115H133ZM185 114L187 115V113H185ZM76 118H78V119H76ZM86 118H87V120H86ZM139 118L141 119V121ZM248 118H251V119L248 120ZM81 120H83V121H81ZM183 120L186 122H190L189 120H187L185 118V116H184ZM67 123H68V125H67ZM161 123H164V122H161ZM207 123H208L207 125H204V124H202V125H204L205 128H209V127L212 128L213 126H215V127H218V125L220 126L223 122H221V120H218L217 123H215L214 121L209 119L207 121ZM130 125H132V124H129L128 126H130ZM67 126L69 129L67 128ZM170 128H171V131H169ZM247 128H250L251 131L248 132ZM101 129L102 130L105 129V131L104 132L100 131ZM71 130H73L75 132L74 134L77 136V139H78V142L75 144V147L73 148V150L75 152H71L72 150L66 151L67 149L63 148L62 146H59V144H56L58 142L60 143V141L62 140L61 138L63 137L65 132L70 133ZM233 130H235V128ZM73 131L71 133H73ZM163 131H161V132L163 133ZM111 132L113 134H110ZM155 132L157 133V135H155ZM108 133H109V135H108ZM151 133H153V134L151 135ZM203 135H204L203 138H205L206 140L211 139V137H212V136H209V131H205V132L203 131ZM171 137H172V141H174V142L171 141ZM185 138H186V140L184 141ZM57 139L58 140L61 139V140L58 141ZM168 139H170V141ZM56 140L58 142H56ZM135 143H138L142 149L135 151V146H134ZM173 143H174V145H173ZM209 143L205 144V146H208ZM50 144H52V145L50 146ZM172 145H173V147H172ZM159 146H161L162 148L160 149ZM170 147H172L173 150ZM56 149L54 150V153H56V151H57ZM60 149L61 150L63 149L61 151V153H60ZM158 149H160V151ZM162 151L164 152V154L161 153ZM169 151L170 152L175 151V152H173V153L171 152L172 153V155H171V153ZM63 152L65 154L62 155ZM139 152H140V154H139ZM71 153H73L75 156L72 159L73 161L70 160L71 162H69L70 163V165H69L68 162L62 161V160H64L63 158H66L68 156V154H71ZM100 154L104 155V157L101 159L99 158ZM163 156H166V157H164V159L162 160L161 158H163ZM253 158L256 161H259L261 163L264 161L263 158H261V159H263L262 161L260 160V158H258V159L255 157H253ZM250 159L251 158H249V159L243 158L242 156L239 155L237 161L239 162L240 169L244 168L243 164L245 165V167L249 168V166H248L249 162L248 161ZM61 164H63V165H61ZM65 166H66V168H65ZM62 167H63V169H62ZM145 170H150V169L146 168ZM159 171L162 173L160 174ZM164 171H165V173H164ZM247 173L246 174L243 173L242 174L243 177H245V175H248V176L251 175V177H254V176L258 177L259 176V177H261V180H264V169H259V170L254 171V172H249L248 174ZM257 173H258V175H257ZM209 174H211V175H209ZM160 175H162L161 180H159ZM203 175L205 178L204 180L202 177ZM66 176H67V173H65L63 175V177H66ZM167 176H168V178H167ZM82 177H85V178L91 177L94 180L92 187H91L89 194H88L89 195L88 200H87V202H85L87 205L85 207L87 209V212L90 211L91 213H93L95 215L98 213V217H100L99 221H93V219L94 220L97 219V216H96V218H93V217L90 218L89 216H87L88 213H86L85 217L83 216V218L84 219L86 218V220L83 219L80 221L81 217L79 216L80 217L79 218L77 216V214L75 213L76 211L70 210V207L72 205L75 208V205L77 206V205L81 204V203H79L80 201L78 200V192L76 191L77 189H73L72 186L74 185L73 182L75 180L80 179ZM206 177H208V178H206ZM247 177H245V178H247ZM234 179L235 180H232V181H226V180L220 181L221 192H223L224 190H227V189H234L236 191V187H239L236 180L238 181V183H240V180L243 178H240L237 175ZM207 180H209V182ZM156 181H157V183H156ZM150 183H152V184H150ZM152 185H153V188H152ZM149 186H151V188ZM207 186H208V188H207ZM158 187H159V189H158ZM155 189H156V192H154ZM148 190L150 192H147ZM161 190H162V192H161ZM95 191H96V194L94 193ZM199 191L200 192L202 191V192L200 193ZM46 192H47V195H50V193L51 194H52V192L54 193L55 190L50 188L49 191H46ZM135 193L137 194V196H139V197L135 198L136 200L132 199V196H134ZM138 193H139V195H138ZM156 193H158V194H156ZM223 195L224 194H219L218 197L220 198ZM119 196H121V197H119ZM140 196H141V198H140ZM218 197L216 198V200L218 199ZM116 199H118V200H116ZM139 199H141V200L139 201ZM121 200H122V202H121ZM130 201H132V202H130ZM125 202H130V203L134 202L136 204L133 203L130 206L129 203L125 204ZM58 203H61V204H58ZM121 203H124V204H121ZM154 203H155V205H154ZM240 203H242V204H240ZM108 204L112 205L111 209H107ZM157 204H160V206H162L161 207L162 211L159 212L157 210V208H158ZM258 204H260L261 206ZM116 205H118V206H116ZM140 205H141V208H140ZM135 206L136 207L139 206V210L136 209ZM92 209H93V211H92ZM104 209H105L107 214L105 213ZM106 209L109 211H107ZM118 209H119V212H118ZM120 209L121 210L123 209L125 214L120 212ZM236 209H239V211H238L239 214L235 213ZM110 210H111V212H110ZM130 211L133 213H130ZM140 211H141V213H140ZM227 211H230L229 213L232 212L231 214L233 216H230L229 221L227 220L226 222H224V220H222L223 219L222 216H224V214H226ZM71 212H72V214H71ZM108 212H110V214ZM240 212L242 215L240 214ZM69 213L71 214V216ZM144 213H145V215H144ZM158 213H160L159 214L160 216L158 215ZM161 213H162V215H161ZM52 214H55V215L52 216ZM103 214L106 215L105 216L106 220L104 219V216L103 217L101 216ZM154 214H155V216H154ZM234 214H236L237 216ZM118 215L121 217H119ZM54 216H56V218ZM62 216L63 217L67 216L66 219H68L70 216L71 220H70V218L68 220H65V218L62 219L61 218ZM133 216H134V218H133ZM240 216H243V217L240 218ZM258 216H260V217H258ZM43 217H47L46 220H44V222H43ZM87 217H89L90 219ZM111 217H113V218L111 219ZM153 217H154V219H153ZM162 217H164V218H162ZM73 218H74V220H72ZM76 218H78L79 221ZM108 218H110V219H108ZM114 218H115V220H114ZM237 218L240 220H238ZM258 218H260V219H258ZM102 219L104 220V222L102 221ZM62 220L67 221V223H65ZM69 220L72 222L73 225L69 224L70 223ZM110 220L113 222H111ZM114 221H116V222H114ZM164 221H165V223H163ZM41 222H43V223H41ZM60 222H61V224H60ZM88 222H89V224L91 223L90 226L87 225ZM93 222L94 223L96 222L95 226H94ZM97 222L100 224L97 225ZM75 223H76V225H75ZM79 223H81V224H79ZM40 224H42V225H40ZM66 224H67V227L69 225L70 229L69 228L64 229V225L66 227ZM38 225H40L41 228ZM37 226L39 227V229ZM87 227H90V228H87ZM61 228H63L64 231ZM72 228H74V229H72ZM91 228L93 229V232H92ZM75 229H77V230H75ZM67 230L69 233L71 231H73V232H71L69 234L67 232ZM105 230H106V232H105ZM62 231H63V233H62ZM107 231H108V233H107ZM89 232L91 234H89ZM100 233H103V234H100ZM77 235H78V238L75 237ZM74 237H75V239H74ZM92 240L94 243L92 242ZM95 241H97L98 244ZM32 246H33V248H32ZM136 246H137V248H136ZM59 256H61V257H59ZM115 258L117 260H122V262L116 263L117 260ZM123 259H125V260H123Z\"/></svg>",
  "mask_w": 264,
  "mask_h": 264
}]
</instances>
